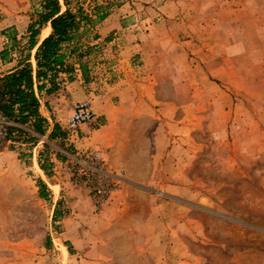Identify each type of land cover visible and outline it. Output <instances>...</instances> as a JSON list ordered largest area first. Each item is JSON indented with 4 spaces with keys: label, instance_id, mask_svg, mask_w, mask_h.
<instances>
[{
    "label": "rangeland",
    "instance_id": "1",
    "mask_svg": "<svg viewBox=\"0 0 264 264\" xmlns=\"http://www.w3.org/2000/svg\"><path fill=\"white\" fill-rule=\"evenodd\" d=\"M65 1L89 19L67 45L82 57L71 55L82 61L99 38L88 64L99 85L143 92L149 105L153 91L152 117H126L128 156H141L148 124L150 137L156 124H183L168 130L185 140L176 154L188 150L185 176L150 208V239L106 234L101 210L124 185L120 167L104 152L115 189L98 208L68 164L89 152L51 170L54 140L14 131L0 146V264H264V0ZM41 3L0 0V46L15 25L24 33ZM103 23L113 27L105 37ZM9 34L16 47L22 35ZM39 156L47 185L35 174Z\"/></svg>",
    "mask_w": 264,
    "mask_h": 264
},
{
    "label": "crops",
    "instance_id": "2",
    "mask_svg": "<svg viewBox=\"0 0 264 264\" xmlns=\"http://www.w3.org/2000/svg\"><path fill=\"white\" fill-rule=\"evenodd\" d=\"M20 18L24 19L23 16H20ZM102 25L98 35L105 37L112 32L113 27L106 26L104 23ZM27 27L25 26L24 33H22L20 26H14V30L22 35L16 47L11 45L9 38V33L14 31L13 28L3 32L6 36L2 37L3 41L0 46V78L12 73L19 67L18 64L26 53ZM47 27L48 25L40 29L37 43L29 52L27 62L31 64L33 74L35 71L34 53L38 44L49 34V32L47 34ZM98 40L99 38L91 43V45H95L90 49L92 55L97 54L99 51L100 44H97ZM70 49L69 46L62 49V53L66 56L65 64L69 70L57 74L55 78L56 90L50 93L47 91L50 88L47 80L43 81L44 87L39 92L35 88L36 85H34L38 100V114L46 122L43 124L44 134L39 136L47 140L53 131L55 133V137L51 140H54L57 146L54 154L49 159V163L52 164L51 170H55V165L60 161L66 158L72 159L79 153H87L92 150L105 152L110 158L112 167H120V172L125 177L123 180L124 185L119 187L101 210L105 233L116 235L120 232H131L136 234L137 238L141 235L143 239H150V208L153 211L155 207H163L165 200L158 201V205H156L158 194H162L165 196L163 199H166L164 194L170 193L176 183L181 184V178L185 176V168L182 162L188 150L184 148L180 153L184 158L180 154L176 155L181 148V144H185V140L180 136L176 137L171 130H168L172 126L177 127L183 124H156L151 137L148 124V127L144 130L147 145L142 150L141 156L139 158L128 156L127 152L132 151V148L130 146V134L128 133L129 128L126 125L129 123L126 121V117H129V115L138 117L141 115L140 113H145L149 118L154 109L153 91L150 90L149 105V95H147V100L141 99L144 97L143 92L133 91V89L116 83L113 85L103 83L100 86V77L96 76L92 72L93 69L88 65L93 59L91 52L89 51L88 56L79 62L70 54ZM4 51H7V55L2 58L1 53ZM84 65H87L89 69V76L84 70ZM83 100L91 102L96 114L95 122L91 126L81 125L75 133L70 134L65 129L66 118L71 112V106L75 102ZM139 105L145 106L143 112L140 110ZM55 113H62V115L56 116ZM150 123L154 124V121L150 120ZM12 127L30 133V127L27 125L13 123ZM137 130V127L133 128V131ZM62 144L69 146L70 149L62 148ZM150 144H152L151 154ZM42 163L39 156L34 163L36 167L35 174L43 185H47L46 181L50 176L48 175L49 170L44 169ZM172 168L177 172L172 174ZM171 177H178V182ZM57 186L59 187V185ZM128 194L131 195L132 200L129 215L124 210L126 204L123 201V198Z\"/></svg>",
    "mask_w": 264,
    "mask_h": 264
},
{
    "label": "trees",
    "instance_id": "3",
    "mask_svg": "<svg viewBox=\"0 0 264 264\" xmlns=\"http://www.w3.org/2000/svg\"><path fill=\"white\" fill-rule=\"evenodd\" d=\"M65 10H61L59 0H42L41 11L37 13L36 20L27 27L26 53L18 64V68L10 74L0 78V109L3 114L14 124L27 125L39 135L44 134L43 124L45 120L38 114V100L35 95L34 85L39 92L43 89V81L47 80L50 88L49 93L56 90L55 78L59 72L68 71L65 64V54L62 49L76 39L77 31L82 23L89 19L83 14L81 9L72 13L63 0ZM105 15L99 16V20ZM46 28L45 37L37 46L34 53L35 71L33 74L29 59L30 50L37 43V36L42 27ZM70 54H75L80 60L82 55L76 54L75 49H71ZM7 51L1 53L5 57ZM23 132L15 127H11L12 132ZM29 135V134H27ZM55 137L54 131L49 135V139ZM34 139L33 137H31Z\"/></svg>",
    "mask_w": 264,
    "mask_h": 264
},
{
    "label": "built area",
    "instance_id": "4",
    "mask_svg": "<svg viewBox=\"0 0 264 264\" xmlns=\"http://www.w3.org/2000/svg\"><path fill=\"white\" fill-rule=\"evenodd\" d=\"M96 114L88 100L76 102L71 107V114L66 121V131L73 134L79 126H91L95 122ZM12 122L0 109V146L8 141ZM74 181L80 187L88 190L95 206L98 208L105 203L114 192L115 185L111 174L107 170L104 152L93 150L85 155H78L69 160Z\"/></svg>",
    "mask_w": 264,
    "mask_h": 264
}]
</instances>
